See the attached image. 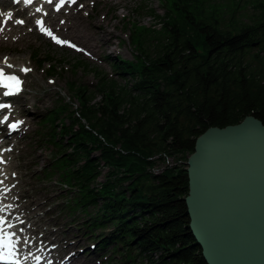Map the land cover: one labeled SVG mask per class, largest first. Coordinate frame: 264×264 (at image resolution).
Returning <instances> with one entry per match:
<instances>
[{
    "label": "trees",
    "instance_id": "trees-1",
    "mask_svg": "<svg viewBox=\"0 0 264 264\" xmlns=\"http://www.w3.org/2000/svg\"><path fill=\"white\" fill-rule=\"evenodd\" d=\"M155 18L159 30L134 25L129 86L78 88L76 111L65 100L50 111L54 169L80 187L75 202L96 209L92 227H114L129 258L207 264L189 228L187 169L150 168L165 156L188 160L211 127L249 115L264 124V0H173ZM105 167L101 188L92 187Z\"/></svg>",
    "mask_w": 264,
    "mask_h": 264
},
{
    "label": "water",
    "instance_id": "water-1",
    "mask_svg": "<svg viewBox=\"0 0 264 264\" xmlns=\"http://www.w3.org/2000/svg\"><path fill=\"white\" fill-rule=\"evenodd\" d=\"M189 228L207 264H264V124L211 127L187 160Z\"/></svg>",
    "mask_w": 264,
    "mask_h": 264
},
{
    "label": "rangeland",
    "instance_id": "rangeland-1",
    "mask_svg": "<svg viewBox=\"0 0 264 264\" xmlns=\"http://www.w3.org/2000/svg\"><path fill=\"white\" fill-rule=\"evenodd\" d=\"M138 1V0H137ZM136 1L133 0H106L105 3H109L111 5L117 4L120 6V10L117 12V18H111L109 16L103 24L109 23V29L113 31V43L114 45L112 48L105 47L103 49V52L100 53L102 57L105 56H115L116 54H120L123 57L126 58H133V51L130 47V43L125 42L123 43L121 39H123V33L120 31L123 29L122 22H119L118 18L122 17V14H127L132 12V9L134 7ZM149 2L152 5H158L160 8V5L157 0H149ZM104 3V4H105ZM101 5V4H100ZM102 7V6H101ZM105 9L103 10V12ZM243 11V9H242ZM251 9L248 10L250 12ZM253 11V10H252ZM102 12V13H103ZM252 12L248 13L247 15H250ZM141 20L145 22V24H150L151 19L148 16L141 17ZM94 31V28L92 29ZM20 33L13 34L10 38L4 37L2 38V41L4 43L3 47H10V51L13 49L16 53H9L11 59L16 63H29V55L31 53V49L33 47L38 48L41 52L44 51L46 53H51V55H54L57 59L63 58L66 63L73 61L74 53L67 55L64 53L63 50L51 46L50 42L46 40L45 38L39 36L36 32H30V27L24 28L19 27ZM88 42L90 39L87 40ZM97 41L95 40L92 45H94ZM104 44L107 45L106 39L104 41ZM258 49L255 48L254 51H257ZM111 54V55H110ZM261 55L264 54V52L260 53ZM106 62L107 59L105 58ZM70 64V63H69ZM99 65V64H97ZM102 69H105L108 72H113V68L109 66V69H106L104 66H100ZM66 70V69H64ZM54 79L56 80V86L52 87L49 86L45 81V75L42 74L40 70H38V73L36 74V69L33 71L31 77H29V89L28 92L25 93V95L22 97L20 101V108L22 111V114L26 117H28V120L31 121V115H34L35 119V126L37 121L39 122L40 117L46 112V110L53 105L54 99L56 98V95L58 93L64 95L66 93V87L70 81H72V73L64 71L59 73V75H52ZM76 77L78 80H81L82 82L88 84V81H92V78L87 76H84L82 72H77L73 76V78ZM94 80L96 78L93 77ZM89 85V84H88ZM31 103H33L34 108H36L34 111L31 110ZM41 115L38 117V113ZM30 138V137H29ZM28 138V147L25 149L23 153L24 164L23 168L27 172V184L32 186V196L39 204H43L45 200L48 202V208L51 207V213L55 215L54 219L59 220L60 224L62 225L61 232L65 235H76L78 232H80V236L82 235L83 231L80 230L79 224L77 223H71L72 219L75 221L80 220L84 215L82 213H77V216H74L73 218H70L69 216L66 217L64 210L62 208V202H64L65 198L68 196V193L64 191V189L58 185L57 183H48L46 181H43L44 183H41V179L39 177L35 176V171L39 169L41 166H34L36 165H44L46 162H48L49 158V151L48 149H39L36 147V145L33 144V141ZM167 161V160H166ZM39 162V163H38ZM167 165L165 161H162L159 164V168H173V167H181V168H187V155L177 154L172 155L169 158V162L167 161ZM107 167L104 168L102 177L100 178V181L105 179V174L107 173ZM161 172V171H160ZM43 219H46L45 217ZM85 241V245L83 247H86L90 242H96V239L88 238L84 235H82ZM100 251V250H98ZM98 251H94L98 252ZM105 253H103L104 255ZM97 264V262H96ZM104 264V263H102Z\"/></svg>",
    "mask_w": 264,
    "mask_h": 264
},
{
    "label": "snow or ice",
    "instance_id": "snow-or-ice-1",
    "mask_svg": "<svg viewBox=\"0 0 264 264\" xmlns=\"http://www.w3.org/2000/svg\"><path fill=\"white\" fill-rule=\"evenodd\" d=\"M19 2V0H17ZM32 0H25V3L30 4ZM48 3H52V0H47ZM66 2V0H60V5L57 6V11L60 10V7L63 6V4ZM71 2L75 3V0H71ZM37 11H41V9H37ZM11 15V14H9ZM19 24H23V20L17 21ZM37 24L40 26L41 31L45 32V34L52 37L53 40H55L58 44H68V41L61 40L58 37L54 36L51 30L44 27V22L42 20H38ZM71 47L75 48V45H70ZM82 51V50H81ZM4 63L8 67H12V65L7 64V59H5ZM23 72L27 73L31 71V69L23 68L21 69ZM21 81L20 79L15 75H6L3 68H0V86L8 89L7 92H5V95H14L21 91ZM5 107H11L10 105H3L0 104V108ZM7 119V118H6ZM19 123H14L10 125V127L15 130ZM2 162V161H0ZM2 183V181H0ZM4 209L0 208V212H2ZM6 224V220L3 216H0V261H12L15 256V248L17 241L13 240L12 237L15 236V233H6L4 229V225ZM11 227V225H9ZM6 250V251H5ZM37 260H39V257H36ZM16 264H19V261H16Z\"/></svg>",
    "mask_w": 264,
    "mask_h": 264
},
{
    "label": "bare ground",
    "instance_id": "bare-ground-1",
    "mask_svg": "<svg viewBox=\"0 0 264 264\" xmlns=\"http://www.w3.org/2000/svg\"><path fill=\"white\" fill-rule=\"evenodd\" d=\"M1 1V0H0ZM169 158H170V156H165V159H164V161H165V163H166V165L168 164L167 163V161L169 162ZM167 160V161H166ZM159 167H156L155 169H154V171L156 172V173H159L160 171H163L164 170V168L162 167V168H160V169H158ZM77 257H75V259H74V261H73V264H76V262H77Z\"/></svg>",
    "mask_w": 264,
    "mask_h": 264
}]
</instances>
